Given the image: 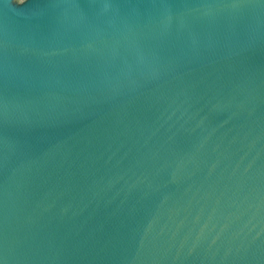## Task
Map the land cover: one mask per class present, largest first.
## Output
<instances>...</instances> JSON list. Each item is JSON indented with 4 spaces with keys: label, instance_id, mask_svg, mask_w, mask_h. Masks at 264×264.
Returning <instances> with one entry per match:
<instances>
[{
    "label": "water",
    "instance_id": "water-1",
    "mask_svg": "<svg viewBox=\"0 0 264 264\" xmlns=\"http://www.w3.org/2000/svg\"><path fill=\"white\" fill-rule=\"evenodd\" d=\"M0 264H264V0H0Z\"/></svg>",
    "mask_w": 264,
    "mask_h": 264
}]
</instances>
